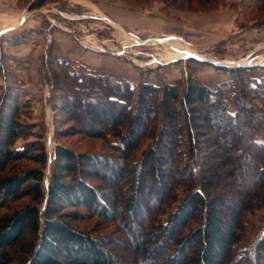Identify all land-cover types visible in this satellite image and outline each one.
Here are the masks:
<instances>
[{"label":"trees","instance_id":"obj_1","mask_svg":"<svg viewBox=\"0 0 264 264\" xmlns=\"http://www.w3.org/2000/svg\"><path fill=\"white\" fill-rule=\"evenodd\" d=\"M53 1L58 0H32L29 9ZM186 62L199 61L190 57ZM45 66L57 137L82 132L68 125L77 121L74 109L81 103L68 93L100 88L103 105L123 106L107 114L95 109L99 103L91 97L82 102L102 118L86 134L113 137L111 154L57 145L40 211L43 144L35 135L37 140L15 146L19 138L34 135L35 125L21 122L29 99L18 80L3 74L0 211L10 201H30L0 214V264H264V230L253 241L245 236L247 218L264 209V143L256 139L264 129V79L252 85L249 68L239 66L223 68L231 78L214 89L192 76L193 70L181 89L179 83L132 87L60 59L53 43L46 49ZM181 112L183 126L177 124ZM184 131L186 150L180 152ZM143 138L152 143L134 162ZM21 159L38 166L8 172ZM133 168L134 185L127 191L130 185L123 181ZM176 188H183V197L172 207ZM152 190L155 205L147 201ZM165 207L172 210L162 222L158 217ZM93 218L92 227L76 224ZM108 225L111 230H104ZM130 232L140 237H127Z\"/></svg>","mask_w":264,"mask_h":264},{"label":"rangeland","instance_id":"obj_2","mask_svg":"<svg viewBox=\"0 0 264 264\" xmlns=\"http://www.w3.org/2000/svg\"><path fill=\"white\" fill-rule=\"evenodd\" d=\"M7 1L9 5H11L12 10L17 12L21 11L20 16H25V14L30 15L28 18V24L31 26L34 25L32 21L35 20L37 16L45 19L46 17H50L51 20L58 19L61 23L60 27L71 28L78 39V44L80 46L83 45L84 47L96 50L101 49L104 51V55L120 57L125 62L142 69L143 72L138 81H128L132 87H137L140 82L152 84L154 86L179 83V89H181L186 75L192 70L194 72L196 64L193 65L192 63L186 62L187 58L170 62L171 64H163L162 62L168 61L167 56L172 54V52L162 48L156 49L150 45H136L130 35L135 34V36L139 38V41H142V39L145 40L150 37L159 36L160 33L138 32L131 28H127L126 26H121L118 24L121 20L114 19L116 17V11H121V13L124 12L125 15L129 16L138 15L145 17L151 16L149 12L159 13L162 16L171 19L172 23L169 25L171 31L175 34L183 32H196L199 34V37L191 40V48L184 45H178L180 48L183 47L184 49L193 50L195 54L198 55L196 56L198 58L203 57L205 60H214V62L218 63L217 67L221 68L223 72L226 71L227 74H229L228 71L223 68L246 66L249 68L247 76L251 80L252 85L264 79V0H58L46 2L38 9H29L32 0ZM38 10H44L45 13H41ZM36 11H38V14L33 13ZM32 15H35V17ZM55 16H58V18L56 19ZM14 17L15 16L12 18ZM16 18L17 17H15V19H6L4 22H1L4 25L15 26L18 20H20ZM68 18H73L70 24L67 23L68 20L66 21ZM80 42H82V44ZM255 48H257V50H255ZM119 51H121V53H119ZM151 56L159 59L162 58L160 61L161 64H150ZM171 56H173V54ZM260 58H262V60H259ZM182 70H184L183 72L185 73L184 77L175 79L172 76L173 72L181 74ZM193 74L194 73H192V76ZM229 75L231 78V74ZM229 80L230 79L225 82H228ZM46 88L49 95L50 88L48 81L46 82ZM99 90L100 88L95 89L94 92L90 93H87V91L84 93L79 91L78 95H73V93L67 94L70 99H74L75 96H78V100L81 102L78 108L74 109L77 121H70L68 125L71 124L77 126L82 129V132L69 137H57L55 135L56 118L53 109L48 102V98L47 101L42 99L38 107H33V99L28 98L30 102L29 108L26 111L23 110L24 112L22 111L23 115L20 120L24 124L28 123L35 125L32 128L34 135L19 138L16 141L15 146L20 147L27 142L37 140L35 135L40 137L43 144L45 162L42 167L43 176L40 182V191L42 192L44 199H42L38 205L40 211L43 210L45 206L47 190L46 182L48 184L50 179L54 151L57 145L69 147L75 152L111 154L108 143L114 141L113 137L108 136L106 140H104V138L90 137L86 134L89 130H93L90 128L91 123L94 124L95 122L93 121L95 119L102 120V118L98 115H94L92 111L88 109L87 105L83 107V105H81L83 101L86 102L87 98L90 97L95 99L96 102L99 103L96 105L95 109L99 112L103 110L107 114H114L117 112L116 109L118 107L123 106L122 104L117 103L116 106H114V109L110 108L108 105H103L104 100L101 98ZM2 91L3 87H0V95ZM231 93L232 92L230 91L228 94L231 95ZM43 101L44 104H42ZM229 107V109L233 111L232 107ZM44 109L46 110L45 113ZM179 115V121L177 124L183 126L182 112ZM58 117L61 118V114H59ZM61 128L60 124H58L57 130ZM238 136H240V133ZM143 139L140 146H138L139 148L137 147L135 150L134 162L140 161L142 152L152 143L150 138ZM256 139L264 143V129L258 133ZM181 142L182 145L179 146L177 150L185 152L187 144L185 131L181 134ZM37 166L38 164L34 161L21 159L13 162L7 170L10 173H16L23 169L34 168ZM196 167L197 166H195V168ZM134 172V168L128 169V172H126L128 175H126V179H124L123 182L127 181L130 185L128 186L127 191L130 190L129 188L131 187V184L134 185V175H132ZM117 186L119 189H124L122 183L117 184ZM182 191L183 188H176V199L172 204V207L177 205L178 201L183 197ZM155 195L156 191L153 190L147 195V201L149 204L155 205ZM29 199V197H24L17 201H10L7 208L1 209L0 214L12 213V210L15 207H21L27 204L30 201ZM166 208L167 207L160 212L158 217L162 222H164L172 210ZM262 211H264V209L258 212ZM252 217L253 216H249L246 220L245 236L247 242L256 239V237L264 230V228H262L264 224L260 220L258 223L252 225V222L257 221L256 218L253 219ZM94 220L95 219L93 218L90 221H79L78 223L76 222V224H79L80 227H92ZM250 222L252 226L249 228ZM152 229L153 228H151V230ZM260 229L261 232L258 231ZM104 230H111V226H104ZM112 234H117V232ZM118 235H120L119 237L121 240L125 237V233ZM127 235V237L131 238L140 237L134 232H130ZM128 255L126 254V257L124 258L129 260L130 256ZM5 264H18V261H11L10 263Z\"/></svg>","mask_w":264,"mask_h":264},{"label":"crops","instance_id":"obj_3","mask_svg":"<svg viewBox=\"0 0 264 264\" xmlns=\"http://www.w3.org/2000/svg\"><path fill=\"white\" fill-rule=\"evenodd\" d=\"M10 9L11 5L7 0H0V87L4 88L6 85L3 74L6 73L12 76L18 80L20 88L26 92V97L33 99V107H38L42 99L47 101L48 98L45 52L52 43L57 47L60 59L72 62L74 65H80L89 72L123 78L130 82H136L141 78L143 70L125 62L120 57L104 55V51L80 46L70 27H60L61 23L57 19L58 16H55L57 20L37 16L32 21L35 26H31L28 24L29 14L20 16L21 11L17 12L12 9L11 11ZM38 11L45 13L44 10ZM38 11L33 13L38 14ZM149 14L151 15L149 17L129 16L125 15L124 12L116 11L114 19L121 20L120 22L116 21L121 26H126L138 32H156L165 36L175 34L171 31L169 25L172 23L171 19L159 13L149 12ZM13 16L20 19L15 26L4 25L1 22L6 19H15V17L12 18ZM32 16L35 17V15ZM72 19H66V21L68 20L67 23L70 24ZM196 60L199 62L196 64L193 76L208 88L214 89L217 84L230 79V75L226 71L223 72L217 65L210 63L208 60ZM183 71H181V74L173 72L172 76L175 79L184 77L185 73ZM44 101L42 104H44ZM252 218L257 219L256 222H252V225L258 223L259 220L264 224V211L256 213ZM252 225L250 222L249 228ZM262 228H264V225ZM258 231L261 232V229Z\"/></svg>","mask_w":264,"mask_h":264},{"label":"built area","instance_id":"obj_4","mask_svg":"<svg viewBox=\"0 0 264 264\" xmlns=\"http://www.w3.org/2000/svg\"><path fill=\"white\" fill-rule=\"evenodd\" d=\"M132 36V40L134 41V43L136 45H150L152 46L153 48H162L164 50H169V52H178L179 50V46L178 45H184V46H187V47H190L192 46V43H191V40L193 38H197L199 37V34L198 33H188V32H183V33H178V34H172L170 36H165V35H157V36H154V37H150V38H147V39H142V41H139V38L135 36V34H130ZM82 44V42H80ZM83 46V45H82ZM101 50V49H100ZM103 51V50H101ZM119 53H121V51H119ZM161 59L159 58H156V57H153L151 56L150 57V64H153V63H157V64H161ZM175 60L173 59H169L167 62H162L163 64H167V63H170V62H173ZM210 63L214 64V65H217L218 66V63L217 62H214V60H208ZM222 65V64H220ZM48 186L47 182H46V187Z\"/></svg>","mask_w":264,"mask_h":264},{"label":"bare ground","instance_id":"obj_5","mask_svg":"<svg viewBox=\"0 0 264 264\" xmlns=\"http://www.w3.org/2000/svg\"><path fill=\"white\" fill-rule=\"evenodd\" d=\"M179 51L178 52H173L172 54H173V56H171L172 54H169L168 56H167V58H168V60L169 59H173V60H175V61H177L178 59L180 60V59H184V58H186L188 55H194V56H198V55H196L195 54V52L193 51V50H189V49H184L183 47H179V49H178ZM203 58V57H202ZM162 59V58H161ZM259 60H262V58H260ZM222 62V61H221ZM225 62V61H224ZM257 63H259V62H257ZM228 64V63H227ZM245 65V64H244ZM216 67V66H215Z\"/></svg>","mask_w":264,"mask_h":264},{"label":"water","instance_id":"obj_6","mask_svg":"<svg viewBox=\"0 0 264 264\" xmlns=\"http://www.w3.org/2000/svg\"><path fill=\"white\" fill-rule=\"evenodd\" d=\"M190 57H191V58H195V57H192V56H187V58H190ZM241 65H242V64H241Z\"/></svg>","mask_w":264,"mask_h":264}]
</instances>
